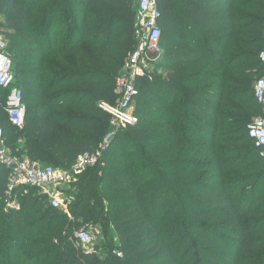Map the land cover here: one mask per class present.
<instances>
[{
	"label": "trees",
	"instance_id": "trees-1",
	"mask_svg": "<svg viewBox=\"0 0 264 264\" xmlns=\"http://www.w3.org/2000/svg\"><path fill=\"white\" fill-rule=\"evenodd\" d=\"M158 7L162 55L152 79H137L139 121L71 185L70 214L35 187L6 208L10 169L0 166V264H264V156L248 135L263 115L253 81L264 74V0ZM136 10L133 0H0L26 104L19 129L0 88L12 153L70 168L99 147L110 129L99 103L118 96ZM94 222L115 231L117 247L74 244L73 230Z\"/></svg>",
	"mask_w": 264,
	"mask_h": 264
},
{
	"label": "built area",
	"instance_id": "built-area-1",
	"mask_svg": "<svg viewBox=\"0 0 264 264\" xmlns=\"http://www.w3.org/2000/svg\"><path fill=\"white\" fill-rule=\"evenodd\" d=\"M137 3L134 36L136 47L126 57L121 72L116 79L118 94L114 103L101 101L99 107L109 115L108 133L102 139L99 147L81 154L70 168H59L44 164L27 156H19L11 152L5 143L4 128L0 125V166L10 169L5 190L8 209L19 208L14 192L20 187H35L45 196L52 207L67 214L74 197L67 194L71 185L87 168L100 161L115 135L130 125L139 121L135 113V103L139 95L137 79L147 75L152 79V63L162 52L161 29L158 25L160 10L159 0H133ZM260 60L264 69V49L260 52ZM0 88L7 93L4 110L10 122L22 129L25 125L26 104L22 88L16 82L13 71V60L6 51L4 34L0 31ZM254 94L262 106L263 115L256 118L248 127V135L254 141L255 147L264 156V74L254 84ZM93 224L75 228L71 239L87 253L95 252L96 232ZM118 256L122 252L117 251Z\"/></svg>",
	"mask_w": 264,
	"mask_h": 264
},
{
	"label": "rangeland",
	"instance_id": "rangeland-1",
	"mask_svg": "<svg viewBox=\"0 0 264 264\" xmlns=\"http://www.w3.org/2000/svg\"><path fill=\"white\" fill-rule=\"evenodd\" d=\"M256 78H254V81H253V87H254V84H255V80ZM5 90L4 89H1V93L4 95L5 94ZM117 99V98H116ZM134 109H135V106H134ZM254 120V119H253ZM252 120V121H253ZM251 146L253 147V145H252V143H251ZM255 156L256 157H260L261 155H260V153L257 151V150H255ZM39 190V189H38ZM66 193L67 194H70V195H72L71 194V191L70 190H68V191H66ZM18 201V200H17ZM19 203V202H18ZM6 208H8L7 207V205H6ZM60 211H62V210H60ZM95 227V232H96V235H97V237H96V244H100V245H102L103 243H104V241H105V238L106 239H108V241L109 240H111V242L117 247L118 246V241H117V236H116V233H115V231L113 230V229H108V227L107 228H103L104 226H103V224L102 223H99V222H94V223H92ZM74 244L77 246V247H79L78 246V244L74 241ZM100 254L101 255H105L104 253H103V251H101L100 252Z\"/></svg>",
	"mask_w": 264,
	"mask_h": 264
},
{
	"label": "crops",
	"instance_id": "crops-1",
	"mask_svg": "<svg viewBox=\"0 0 264 264\" xmlns=\"http://www.w3.org/2000/svg\"><path fill=\"white\" fill-rule=\"evenodd\" d=\"M162 55V52H161V54H160V56Z\"/></svg>",
	"mask_w": 264,
	"mask_h": 264
}]
</instances>
